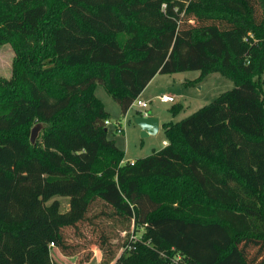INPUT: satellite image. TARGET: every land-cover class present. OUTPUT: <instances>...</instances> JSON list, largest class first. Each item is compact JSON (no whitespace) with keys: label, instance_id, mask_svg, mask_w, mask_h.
Returning <instances> with one entry per match:
<instances>
[{"label":"trees","instance_id":"1","mask_svg":"<svg viewBox=\"0 0 264 264\" xmlns=\"http://www.w3.org/2000/svg\"><path fill=\"white\" fill-rule=\"evenodd\" d=\"M4 43L0 264H58L51 242L87 264L86 235L101 264H264V0H0ZM189 70L236 86L125 161L96 86L125 115L157 73Z\"/></svg>","mask_w":264,"mask_h":264},{"label":"rangeland","instance_id":"2","mask_svg":"<svg viewBox=\"0 0 264 264\" xmlns=\"http://www.w3.org/2000/svg\"><path fill=\"white\" fill-rule=\"evenodd\" d=\"M250 34L254 36L252 32H250ZM15 55L16 52L11 43L0 45V76L10 77ZM200 75V70L187 71L186 77L183 79L175 78L173 74H160L149 86L147 91L139 96L140 99L149 102V107L143 109L135 102L125 115H123L118 102L113 99L105 87L102 84L96 86V95L103 101L106 110L110 112L109 120L111 123L107 125L109 137L115 139V141L122 146V149L125 151L126 159L150 155L154 151V146L152 145H155L154 143L158 145L162 138V133L150 134L147 136L142 135L139 125L135 122V117L138 116L141 111L151 110L161 117L168 118V121L177 122L191 115L201 107L211 103L220 94L236 86L232 78L220 71L210 72L201 79L199 78ZM162 94L174 96L175 101L162 102L160 100ZM117 122L122 123L121 126L124 128V133H118L116 131ZM54 199L59 200L61 208L64 211L69 208V196L56 195L48 200L47 203H51ZM99 219L98 215H89L86 219V226H96L100 228L101 224L99 223ZM112 222V219L104 220L105 226L111 231V241L117 246L122 242L124 232L121 230L122 224L120 222L117 221L115 224ZM141 233L142 230H139L136 234L140 236ZM86 236L87 240L90 242L88 247H90L93 252V257L87 264H101L100 251L97 245L92 242L94 237L90 235ZM82 241H84V239ZM53 247L54 246H50L51 256L53 251L55 260H57L56 255L59 254L60 250L58 247ZM87 252L88 251L81 253L80 256ZM69 257L70 258H67L66 264H74L76 256H73L74 258L71 256Z\"/></svg>","mask_w":264,"mask_h":264},{"label":"water","instance_id":"3","mask_svg":"<svg viewBox=\"0 0 264 264\" xmlns=\"http://www.w3.org/2000/svg\"><path fill=\"white\" fill-rule=\"evenodd\" d=\"M175 78H184V74L182 72L173 73ZM135 122L139 125L141 129V133L143 136H147L150 134H156L160 127L159 117L155 116L151 110H144L135 117ZM42 125L40 123L36 124L31 131V141L33 143L36 142L40 129Z\"/></svg>","mask_w":264,"mask_h":264},{"label":"crops","instance_id":"4","mask_svg":"<svg viewBox=\"0 0 264 264\" xmlns=\"http://www.w3.org/2000/svg\"><path fill=\"white\" fill-rule=\"evenodd\" d=\"M160 74H163V73H157L152 79H151V81L149 82V84L146 86V88L143 90V92L141 93V95H143L146 91H147V89L149 88V86L157 79V77L160 75ZM183 74H184V78L186 77V72H183ZM140 95V96H141ZM175 101V100H174ZM163 102V101H162ZM173 102V101H172ZM149 107V106H148ZM106 108V107H105ZM108 111V110H107ZM109 112V111H108ZM110 113V112H109ZM154 115L155 116H157V117H159V122H160V127H159V130H158V132L157 133H162V138H161V141H160V143H158V145H156L157 143H154L155 145H152V146H154L153 147V150H158V149H161L162 147H164L167 143H168V141L166 140V135H165V132H164V123L165 122H169L168 120V118H166V117H161L159 114H157V113H154ZM120 124L122 125V123L120 122ZM116 129V128H115ZM125 131H123V133H124ZM132 132L134 133V131L132 130ZM156 133V134H157ZM118 144V143H117ZM119 146H120V144H118ZM156 146H158V147H156ZM121 148H122V146H120ZM135 159H137V158H135V157H133L132 159L130 158V159H126L125 158V161H134ZM54 247H57V246H54ZM53 247V248H54ZM53 248H52V250H53ZM60 250V249H59ZM52 256H53V258H54V260H55V255H54V253H53V251H52ZM72 258H74L73 256H71ZM56 258H57V260H55L58 264H66V262H67V258H70L69 256H66V255H64L61 251H59V254H57L56 255ZM75 263V262H74Z\"/></svg>","mask_w":264,"mask_h":264},{"label":"built area","instance_id":"5","mask_svg":"<svg viewBox=\"0 0 264 264\" xmlns=\"http://www.w3.org/2000/svg\"><path fill=\"white\" fill-rule=\"evenodd\" d=\"M160 100L163 101V102H171V101H174L175 98L174 96L172 95H168V94H162L160 96ZM137 103L140 107H142L143 109L147 108L149 106V102H147L146 100H142L140 99L139 97L134 101V103ZM105 123L108 125L111 123V121L109 119H107L105 121ZM116 131L118 133H123L124 131V128L121 126L120 122H117L116 123ZM51 246H55V243L54 242H51L50 243ZM180 259V256H176V259H173L170 261L169 264H176V262H178V260Z\"/></svg>","mask_w":264,"mask_h":264}]
</instances>
